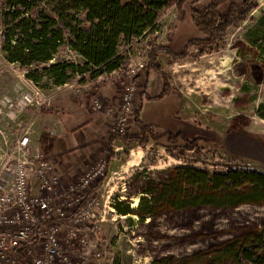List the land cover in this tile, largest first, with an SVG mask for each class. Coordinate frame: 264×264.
Instances as JSON below:
<instances>
[{
    "label": "rangeland",
    "instance_id": "374dc122",
    "mask_svg": "<svg viewBox=\"0 0 264 264\" xmlns=\"http://www.w3.org/2000/svg\"><path fill=\"white\" fill-rule=\"evenodd\" d=\"M207 1L187 0L183 15L172 7L159 22L158 41H170L180 50L188 38L202 36L190 12ZM219 45L179 59L160 54L161 65L183 98L185 129L209 140L200 141L201 151H187L179 162L167 152L180 154L174 147L152 145L136 163L134 151L121 149L116 158L113 155L101 187L97 218L103 264H246L238 257L240 248L256 237L264 245V187L254 183L216 186L210 179V174L222 172L223 165L253 166L249 159L230 161L234 157L225 146L230 132L245 131L264 144V0H248L243 11H236ZM77 78L62 85L44 79L35 87L0 48V99L14 100L22 90L36 96L20 115L29 122L33 137L39 134L41 109L50 98L40 103L37 90L50 95L65 86L73 91V100L84 99L86 89L96 93L101 77L85 82ZM7 120L0 116V129L12 140L17 125H6ZM255 253L264 264V247Z\"/></svg>",
    "mask_w": 264,
    "mask_h": 264
},
{
    "label": "trees",
    "instance_id": "16d2710c",
    "mask_svg": "<svg viewBox=\"0 0 264 264\" xmlns=\"http://www.w3.org/2000/svg\"><path fill=\"white\" fill-rule=\"evenodd\" d=\"M187 0H0V48L10 62H15L24 72V78L39 84L44 79L53 85H62L71 79L85 82L99 77L114 79L118 87L127 78L131 61L129 45L137 43L146 59L143 72L159 73L163 86L158 94L150 95L144 87L139 96L159 99L171 89L168 73L159 61L160 54L179 59L189 53L197 55L218 48L226 28L232 23L236 11H243L248 0H208L202 7L191 8V19L202 36L187 39L180 50L158 41L161 18L172 8L184 14ZM201 0H194V2ZM227 6L225 11L223 6ZM141 74L133 76L137 80ZM97 89V88H96ZM87 100L90 94L86 95ZM143 99V98H142ZM42 113H54L43 107ZM141 104L135 110L133 122L137 134L112 132L109 136V161L113 157L111 143L120 139L124 144L145 147L151 141L166 137V146L177 148L180 153L201 151L200 141L206 136L190 135L181 130H158V126L144 122L140 117ZM55 138L42 132L38 146L46 155L54 149ZM171 151V150H169ZM107 174V173H106ZM106 174L96 183L100 187ZM216 186H240L246 183L264 187V173L251 168H229L210 174ZM120 212L127 213V209ZM23 246L19 247L22 250ZM261 238L243 245L238 257L246 264H262V257L255 253L262 248Z\"/></svg>",
    "mask_w": 264,
    "mask_h": 264
},
{
    "label": "built area",
    "instance_id": "2783aa9c",
    "mask_svg": "<svg viewBox=\"0 0 264 264\" xmlns=\"http://www.w3.org/2000/svg\"><path fill=\"white\" fill-rule=\"evenodd\" d=\"M137 47V43L129 45L131 61L117 96L107 98L86 89L90 108L112 116L111 132L124 135L142 90L132 79L143 73L146 59ZM37 95L40 103L47 99L39 89ZM35 98L22 90L14 100L8 96L0 99V116L7 117L6 125H17L12 140L0 129V264H103L104 243L97 223L103 184L96 187V183L108 172L109 150L97 153L76 178L63 179L34 141L29 122L20 118ZM167 152L176 156V162L184 155Z\"/></svg>",
    "mask_w": 264,
    "mask_h": 264
},
{
    "label": "crops",
    "instance_id": "0c3cea01",
    "mask_svg": "<svg viewBox=\"0 0 264 264\" xmlns=\"http://www.w3.org/2000/svg\"><path fill=\"white\" fill-rule=\"evenodd\" d=\"M167 44L174 49L170 45V41ZM155 75H159L160 78ZM168 75L172 86L171 91L159 99H146L138 94L133 104V112L135 113L136 108L141 104L140 117L144 122L155 124L158 126V130H181L193 135L188 129H185L187 123L181 113L184 101L177 85L173 83L171 75L169 73ZM137 81L150 95L158 94L163 86L161 75L155 71H150L148 74L143 73ZM98 84L96 93L103 97L114 98L120 92V87L115 84L114 79L102 81L101 78L98 80ZM151 87L154 88L153 91L150 90ZM72 92L64 86L47 95L50 98L45 108L53 109L54 113H44L39 121V134L37 137H33L38 144V138L42 132H49L54 136V149L47 156L52 169L63 179L76 178L87 168L97 153L103 149L109 150V136L112 133L113 117L93 111L89 105L90 99L88 101L86 98L87 94L84 99L73 100ZM128 133H138V127L134 124L133 119L128 123ZM155 143V141H151L147 146L142 147L135 143L126 145L120 139H115L111 143V149L115 152L114 158L117 157V153L121 149L130 151V154L131 151H134L137 157L134 161L136 163L146 155L148 148L152 145L167 149L165 136L160 139L159 144ZM225 146L231 156L249 159L253 163L251 169L264 173V167L261 165L264 164L262 163L264 162V144L261 139H256L245 131H232L225 138ZM112 159L113 157H111Z\"/></svg>",
    "mask_w": 264,
    "mask_h": 264
}]
</instances>
